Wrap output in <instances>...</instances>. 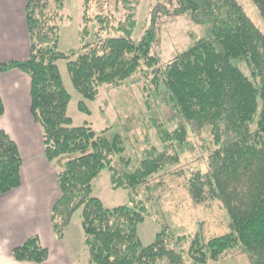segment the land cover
Segmentation results:
<instances>
[{
	"label": "trees",
	"instance_id": "1",
	"mask_svg": "<svg viewBox=\"0 0 264 264\" xmlns=\"http://www.w3.org/2000/svg\"><path fill=\"white\" fill-rule=\"evenodd\" d=\"M155 1L165 18L186 15L208 25L207 35L165 64L153 54L163 23L152 19L137 40V5L130 0L120 1L124 20L117 27L101 12L107 3L83 0L79 51L68 52L58 50L64 0H28L25 5L30 55L26 61L0 63V75L19 70L30 80L31 117L42 130L44 156L55 167L60 191L50 214L52 232L62 239L81 209L87 264H220L237 251L250 264H264V36L236 0ZM251 1L264 21V0ZM93 4L101 7L95 16L89 12ZM95 27L91 43L90 28ZM60 61L66 62L86 116L84 102L96 101L102 88L136 84L146 92L149 127L160 146L146 141L141 157L132 160L124 136H109L110 129L97 133L89 125L72 127ZM162 93L180 118L172 131L151 112L148 99ZM4 112L0 98V117ZM191 157L202 160V168L189 163ZM22 166L17 144L0 131V197L20 187ZM103 170L110 174L112 190L126 192L128 205L109 208L92 195V182ZM182 194L196 207L217 203L227 215L228 233L208 238L198 230L179 236L157 221L160 232L144 246L138 225L149 216L157 219L168 199L179 201ZM12 256L34 264L49 257L37 236L15 247Z\"/></svg>",
	"mask_w": 264,
	"mask_h": 264
},
{
	"label": "rangeland",
	"instance_id": "2",
	"mask_svg": "<svg viewBox=\"0 0 264 264\" xmlns=\"http://www.w3.org/2000/svg\"><path fill=\"white\" fill-rule=\"evenodd\" d=\"M120 1L102 0L103 4H107L103 6L101 12L104 15L111 16L113 20H110L112 22L110 25L114 27L121 23L119 21L124 20V9ZM130 1L132 6L133 4L137 5L136 21L138 25L134 33V37L137 40H141L144 36L143 33L150 29L152 19H157V23H163L160 26V41L153 47V54L161 59L162 64L175 58V55L186 51L193 40L207 35V24H196L186 15L174 20L165 18L155 0ZM82 2L83 0H64L63 15L66 18L60 27L58 47L60 52L79 51L81 44L79 32L82 29L81 20L83 16ZM236 2L264 36V21L261 19L259 10L254 3L251 0H236ZM100 8L97 9L96 4H93L89 12L92 16H95L94 13H97ZM95 29L98 31V27L90 28L91 35L88 37V41L91 43L95 40L93 36ZM19 33L23 34L22 30ZM104 36L105 33L100 35L102 38ZM58 68L61 73L62 84H64L67 93L71 97L67 106V113L68 117L72 119V127L89 125L97 133L110 129L107 131V135L119 134L124 136L126 138V153L132 160L135 157H141L144 150V142H150L151 146H160L156 131L149 127L151 121L149 115H147L148 112L144 103L147 93L141 92L140 87L136 84H126L120 88H112L108 91L102 88L96 101L87 100L84 102L90 112L86 116L79 110L78 103L83 100L74 89L73 84H71L66 70V62L60 61ZM242 70L248 74L245 65L242 66ZM165 96L166 93H162L158 96L154 95L155 101L153 98L148 100L152 107L151 112H156L158 114L157 117L161 120L160 122L164 123L172 131L179 127L180 118L171 112ZM193 135L195 146L200 147L199 136L194 133ZM190 156V154H187L186 158ZM196 162L201 163L200 168H202V160L197 157H191L189 163L196 164ZM109 180L110 174L106 170L101 171V174L92 182V195L99 198L109 208L128 205L126 192L112 190ZM177 197H179V201H174L173 198L168 199L165 203L166 207L162 211L163 213L159 215L160 217L157 216L156 219L149 216L138 225L139 239H141L144 246L150 245L154 241L156 234L160 232L158 222L166 223L179 236H194L198 230L202 232L204 237L208 238L228 233L227 215L217 206V203L212 208H202L192 205L184 194ZM153 208L155 211H159L158 207L153 206ZM80 212L81 209L72 215L71 225L65 236V243L70 252L72 250L76 254V257L73 258V264H87L89 260V255L83 242ZM220 264H250V262L242 251H237L226 257Z\"/></svg>",
	"mask_w": 264,
	"mask_h": 264
},
{
	"label": "crops",
	"instance_id": "3",
	"mask_svg": "<svg viewBox=\"0 0 264 264\" xmlns=\"http://www.w3.org/2000/svg\"><path fill=\"white\" fill-rule=\"evenodd\" d=\"M27 1L0 0V63L28 60L30 40L24 18ZM30 87L29 78L19 70L0 75V98L5 109L0 131L17 144L23 165L20 187L0 197V264H34L18 262L12 256L15 247L33 236L48 250V260L41 264H73L76 254L65 243L71 222L59 240L51 228L50 214L60 191L55 167L44 156L42 130L31 117Z\"/></svg>",
	"mask_w": 264,
	"mask_h": 264
}]
</instances>
